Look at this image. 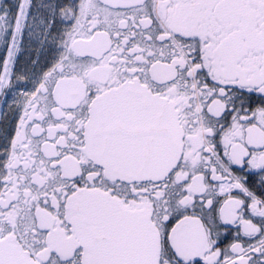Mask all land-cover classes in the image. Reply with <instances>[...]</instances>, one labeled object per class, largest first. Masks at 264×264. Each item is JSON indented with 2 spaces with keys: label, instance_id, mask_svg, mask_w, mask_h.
Masks as SVG:
<instances>
[{
  "label": "snow or ice",
  "instance_id": "6c2138e0",
  "mask_svg": "<svg viewBox=\"0 0 264 264\" xmlns=\"http://www.w3.org/2000/svg\"><path fill=\"white\" fill-rule=\"evenodd\" d=\"M0 49V264H264V0H0Z\"/></svg>",
  "mask_w": 264,
  "mask_h": 264
},
{
  "label": "flooded vegetation",
  "instance_id": "af4514ba",
  "mask_svg": "<svg viewBox=\"0 0 264 264\" xmlns=\"http://www.w3.org/2000/svg\"><path fill=\"white\" fill-rule=\"evenodd\" d=\"M4 53H2V51L0 52V56H3ZM22 66H23V60L20 61V64L18 65V69L22 70ZM9 118L11 119V116H9Z\"/></svg>",
  "mask_w": 264,
  "mask_h": 264
},
{
  "label": "rangeland",
  "instance_id": "374dc122",
  "mask_svg": "<svg viewBox=\"0 0 264 264\" xmlns=\"http://www.w3.org/2000/svg\"><path fill=\"white\" fill-rule=\"evenodd\" d=\"M13 2H14V0H13ZM2 51V53H3V50L2 49H0V52Z\"/></svg>",
  "mask_w": 264,
  "mask_h": 264
}]
</instances>
